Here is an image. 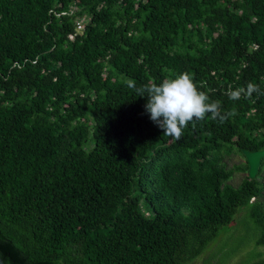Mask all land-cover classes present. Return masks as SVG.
<instances>
[{
  "label": "trees",
  "instance_id": "obj_1",
  "mask_svg": "<svg viewBox=\"0 0 264 264\" xmlns=\"http://www.w3.org/2000/svg\"><path fill=\"white\" fill-rule=\"evenodd\" d=\"M181 72L236 115L164 135L126 81ZM248 82L264 0H0L5 264H192L243 208L264 246V159L227 161L264 148V95H225Z\"/></svg>",
  "mask_w": 264,
  "mask_h": 264
},
{
  "label": "clouds",
  "instance_id": "obj_2",
  "mask_svg": "<svg viewBox=\"0 0 264 264\" xmlns=\"http://www.w3.org/2000/svg\"><path fill=\"white\" fill-rule=\"evenodd\" d=\"M126 84L128 88L135 90L137 97L147 98L144 109L150 120L164 135L175 141L181 139L183 130L190 123L195 125L197 121L206 118L224 123L229 117L236 115L235 111L222 113L220 103L210 101L209 95L200 90L203 83L198 87L188 72L164 78L159 84L150 82L138 87L132 79H128ZM254 93L257 96L264 95L259 85L248 82L246 86L235 89L229 86L225 95L230 100L237 101L241 97L251 99Z\"/></svg>",
  "mask_w": 264,
  "mask_h": 264
},
{
  "label": "rangeland",
  "instance_id": "obj_3",
  "mask_svg": "<svg viewBox=\"0 0 264 264\" xmlns=\"http://www.w3.org/2000/svg\"><path fill=\"white\" fill-rule=\"evenodd\" d=\"M236 150L238 153L228 157L229 165H246V157ZM246 173V169L238 172L232 182L239 184ZM241 212L243 214L236 215L234 222L224 227L219 237L192 264H254L264 259V246L257 243L260 236L258 226L247 209L243 208Z\"/></svg>",
  "mask_w": 264,
  "mask_h": 264
},
{
  "label": "water",
  "instance_id": "obj_4",
  "mask_svg": "<svg viewBox=\"0 0 264 264\" xmlns=\"http://www.w3.org/2000/svg\"><path fill=\"white\" fill-rule=\"evenodd\" d=\"M243 153L248 161L249 164V175L251 178H256L262 161L264 159V148L260 150L250 151V150H243ZM0 264H5L4 260L0 256Z\"/></svg>",
  "mask_w": 264,
  "mask_h": 264
},
{
  "label": "built area",
  "instance_id": "obj_5",
  "mask_svg": "<svg viewBox=\"0 0 264 264\" xmlns=\"http://www.w3.org/2000/svg\"><path fill=\"white\" fill-rule=\"evenodd\" d=\"M84 26L85 25H84L83 20L78 21V23H77V30L78 31L83 30L84 29ZM70 37L73 39L75 37V34L70 35Z\"/></svg>",
  "mask_w": 264,
  "mask_h": 264
}]
</instances>
